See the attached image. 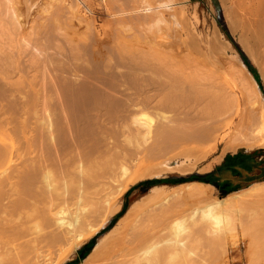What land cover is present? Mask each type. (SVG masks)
<instances>
[{
    "label": "bare ground",
    "instance_id": "6f19581e",
    "mask_svg": "<svg viewBox=\"0 0 264 264\" xmlns=\"http://www.w3.org/2000/svg\"><path fill=\"white\" fill-rule=\"evenodd\" d=\"M230 3L228 17L240 33L239 41L243 48L251 57L256 55L264 60V0H230ZM113 4L111 10L116 8L119 11L113 15L118 30L115 34L117 41L109 49L103 51L96 48L94 41L85 37L79 47L73 44L75 47L72 48L69 45L72 48L70 54H67L68 57L65 54L70 61L68 65L61 54L63 48L59 47V41L62 42L66 36L58 35L59 39L64 37L59 40L57 34L51 32L59 43L55 42V47L61 48L57 56L63 59H52V64L47 60L51 66L45 65L43 57L40 60L44 67H51L53 71L50 73L46 70L44 73L43 64H40L39 59L33 60L36 56L31 52L34 56L30 55L33 61L29 63L35 66L33 69L39 76L36 78L35 75L36 79L32 77L33 81L30 77L31 81L28 80L26 84L20 81L7 82L4 84L5 91H0V100L5 101L4 104L0 102L1 128H9L13 120L26 116L23 119L25 123H17L19 127L23 124L19 130L21 138L17 136L18 133L13 134L16 138H10L6 130L0 135V165L13 164L10 173L0 177V264H42L46 261H50L49 264H62L74 249L84 246L87 238L102 229L120 211L124 193L143 174L140 172L141 168L143 172V166L138 169L140 174L136 169L138 164L143 165L140 157L138 160L141 163L136 162V166H133L136 158L131 160V156L137 157L135 150L141 143L152 139L151 145H147L151 147H148L151 151L154 146V149L161 146L165 151L174 152L175 158L184 160L196 149L200 152V148L206 149L204 144H208L209 150H213L219 139L223 138V129H231L232 132L244 127L257 128V134L252 131L248 134L244 132L245 135L243 131L227 132L224 150L228 147L232 149L233 146L235 148L237 144H242L247 149H264V107L261 102L254 120L246 115L240 119L241 122L238 120L235 124L232 121H218L216 112L221 103L218 102L216 85L203 83L202 88L198 83L202 80L201 76L191 77L184 67L183 70L172 68L167 52L158 50L156 54H151L146 47L148 34L152 30H158L164 23L161 16L150 6H138L137 0H121ZM168 7V4L164 5V8ZM16 10L13 0H0V24H3V28H0V40L6 35L8 36L5 38H11V33L6 34L11 31L9 25L14 27L13 36L19 32L18 28L21 29L19 26L24 23L25 18ZM52 22L53 29L59 27L57 20L47 24ZM43 23L45 31L40 24L41 31L49 32L48 28L45 29L48 25ZM22 28L24 29L23 25ZM38 31L37 39L41 41L43 38H40ZM217 34L213 32L208 43H216L215 48L217 46L218 49H223ZM33 35L37 36L35 33ZM52 36L49 37L50 40ZM28 39L31 41L32 37ZM17 43L20 46L16 45L15 51L6 50L8 45L4 48L6 43H0V73L3 70L11 72L12 68L19 67L20 60L14 56L21 58L22 55L25 56L24 52L31 51H25L30 48L29 41L24 47L19 41ZM227 45L228 43L225 47ZM39 48V55H44L43 47ZM55 52L53 54L56 55ZM12 53L15 55L12 56ZM13 59H16L14 63ZM239 63L240 68H244L240 60ZM39 65L42 67L39 68ZM4 66L9 68L5 70ZM28 83L31 87L26 89L29 96L25 103L18 101L20 98L14 100V95L20 94V90H24L23 86ZM251 83L252 91H257L256 84L253 81ZM26 114L31 117L30 127L26 126ZM152 117L155 118L154 124ZM12 124L16 125L14 121ZM24 124L27 131L23 128ZM153 140L156 142L152 143ZM130 163L133 165H129ZM166 163L171 165V161ZM132 166L135 167L133 172L137 171L139 175L128 174V168ZM186 167L187 165L182 167L185 169L180 172L185 173ZM190 184L210 187L198 182L184 185ZM261 185L264 182L228 194L207 209L205 207L206 210L202 209L206 212L205 215L211 216L206 219L212 218L213 224L218 225L220 214L235 212L244 204L264 200V186ZM97 187L98 190L94 192ZM159 192L158 187H154L146 197L129 205L112 229L96 242L81 264H172L173 259L164 257L166 253H172V249L184 253L186 245L179 243L173 236L176 233L178 235V225L167 230L168 221H162V212L157 207L161 201ZM87 206H91V212L88 208L85 210ZM95 212L98 215L97 218H92V222L96 220L100 223L96 222L97 228L95 224H92L95 228L89 225V217ZM97 213L94 214L95 217ZM201 213L203 219L205 215ZM65 215L68 219L71 217L72 222L65 220ZM51 225L55 227L54 230ZM44 226L51 230L43 232L46 229ZM63 243L68 244L67 250L55 262L51 261V253Z\"/></svg>",
    "mask_w": 264,
    "mask_h": 264
},
{
    "label": "rangeland",
    "instance_id": "374dc122",
    "mask_svg": "<svg viewBox=\"0 0 264 264\" xmlns=\"http://www.w3.org/2000/svg\"><path fill=\"white\" fill-rule=\"evenodd\" d=\"M120 1L13 0V5L17 8L16 11L22 18H25L23 19L25 20L24 23L21 22L24 29L22 28V25L19 26L21 27V29L18 28L19 30L17 29V31L21 32H16V36H13L15 35V32L13 34L12 29L14 27L11 26L12 24L9 25L11 23L9 21L10 23H8V25L9 30L11 29V31L6 28V31H9L6 32V34L8 33L10 35L11 33V38H5L8 36L6 35L3 40H0V43H6L5 45H3L4 48L6 45H8V49L6 50L10 51L13 49V51H15V48L20 46H18V41L22 47H24V45H27V41H29L28 46L30 48H27L25 51H31L29 52L30 54L28 52H24L25 56L22 55L21 58L20 56L17 57L14 53H12V56L15 55L14 57L19 59L21 62L18 61L19 67L16 66V69H13L11 66V72L9 70H3L6 65L2 69L3 71L1 70L2 72L0 73V91H5L4 84H7V82L16 83L20 81V83H27L28 80L31 81L32 77L35 78V75H37L36 70L33 69V67L35 68V66L29 63V61L31 62L33 60L39 59L40 64H43V70L45 71L44 73H46V70H49V72L51 73L53 71L50 67L52 64L51 61L52 59L54 60L58 57L57 54L60 52L59 49L61 48H63L61 49L62 57L65 58V61H63L69 65L70 61L69 59H66L65 56L67 54L69 55L71 49L75 47L73 44L78 45L79 47V45H81L80 42L83 43L84 41L82 42V40L85 37L89 38L90 41H94V46L96 48H100L103 51L109 49L110 46L114 45L117 41L115 34H117L118 26L115 23L113 15L119 13L116 8L113 10H111V8L114 5L113 3H118ZM137 2L138 6H150L157 13V15H160L161 18L164 20V23L161 24L158 30H152L147 36L146 47L150 49L151 54H156V51L158 52V50L165 51L168 53L169 62L172 68L183 70L184 67L185 71L189 73L191 77L201 76L202 80H200L198 83L202 85V88L203 83L205 85H216L217 90L219 92L218 102L221 103V107L216 112V117L218 121H223V123L232 121V124H235L238 122V120L239 122H241L240 119H243L246 115L247 118H253L252 120L256 118L255 112L256 110H258L257 108L259 107L260 102L263 104L264 107V60L260 58V56L256 55L255 57H251L239 41L240 33L238 32L236 27L233 26V22H231L228 17V13H230L231 10V8L229 7L231 6L230 0H137ZM165 4H168L169 7L164 8ZM125 10L126 9L124 8L123 11ZM53 20H57L59 25L58 28L57 26L54 28L55 30L52 27L53 22L52 24L48 25L49 22ZM43 22H46V24L48 23V26H46L45 29L48 28L50 33L48 32V30L46 33L44 32L45 26L43 25L45 23ZM40 24H42L41 26H43L42 29L44 31H41ZM2 26L3 24H0V28H3ZM39 27L40 31H38ZM50 27L52 28V30ZM37 31L40 33L41 39L46 38V36L53 32V34H57V37L58 35H65L68 39L70 38L71 40H68L65 37V41V38L61 36L62 38H60H64V40H62V42L59 41V43L61 44L60 45L57 42L58 40L54 39L57 37L55 35L52 36L51 34L48 36V39H42L41 41L43 42H41L40 40H38L39 34L37 33ZM213 32L218 33L217 35L220 36L223 49H218L217 46L215 48L216 43L213 42H210L212 44L209 45L208 42ZM34 33L38 35L34 37ZM51 36L52 38L50 40L49 37ZM29 37H32L31 41L30 39H28ZM23 38H25L24 40H28L24 41ZM49 40L51 42H49ZM52 40L55 41L53 42ZM38 41L40 42L38 43ZM45 41L48 45L45 44ZM55 42H57L59 44V47L61 48L57 49L55 47V45H57ZM42 43H44V45ZM227 43L228 45L227 47H225V44ZM69 45H71V47H74L71 48ZM40 46L43 47V53H41L44 54L41 56L38 52L40 50ZM134 46L139 49H143L137 45ZM68 47H70V49H68ZM78 47L76 46V48ZM55 48L57 49V52H55ZM208 48L214 52H210ZM66 50L69 52L67 53ZM31 52H34L33 54H35L36 56L33 60H31V56L33 57L34 55H31ZM54 52L56 53V55L53 54ZM222 52L224 53V55ZM60 57H58L59 60ZM62 57L61 59H63ZM41 58L42 61L44 60L43 62L45 63V65H50L48 67H50L51 71L49 68L47 69V66L44 67L45 65L40 60ZM58 58L56 61H58ZM239 60L244 65V68L242 69L240 68L241 65L239 63ZM14 61H16V59H13V63ZM184 63L186 66H184ZM41 67L42 66H40L39 68ZM8 68L9 67H6L5 70ZM17 69H19L18 72L15 71ZM237 69L239 70V72ZM14 71L16 72V74ZM32 71L34 72V75L32 74ZM38 76L39 75H37L36 78ZM30 77L31 79H29ZM33 80L34 79H32V81ZM250 80L251 82L253 81L256 84L257 91H252L253 87ZM64 81L65 80H63V82ZM25 86H27L28 88H25ZM25 86H23L24 90L21 89V93L15 94V99L13 98L14 100L22 98V100H18L22 104H24V101L28 99L27 96H29V93L27 94V92L29 91L27 90L30 89L29 87H31L29 83ZM75 87L77 88V86ZM13 99H11V101H13ZM0 102L1 104L5 103V101L2 100H0ZM218 117L221 118V120ZM24 118H26V116L19 117L17 118L18 120H13L14 124L16 125L13 126L12 121V128L10 125L8 126L10 129H14L13 131L15 132L9 130V128L5 129V127L2 125L3 127H0V129H2V131L0 130V135L3 130H6V133H8L10 138H16V136L13 135L14 133H18L17 136H19V130L22 129L21 127L23 124L21 125V127H19L17 126V123L18 125L21 123H25L23 120ZM30 118L31 117L27 115V127H30ZM154 122L155 118L152 117V124H154ZM26 126L24 124L23 128H25ZM16 130H18V132ZM24 130L27 131L28 129L25 128ZM24 130H22V133H25ZM239 130L240 129L235 131H243L242 133L246 132L248 134L251 131L252 133H255L257 131V128L246 129L243 127L242 130ZM8 131L13 133L11 134ZM223 131L224 132H221V137H223V141H221L222 139L220 138L219 142L216 144L213 150H209L210 147H207L208 144H204L203 146H205V148L209 150H207L208 152L206 151V149L203 150V148H200L203 150V152L202 150L200 152L199 149V151L196 149L197 151H195L197 153L194 151L188 159L184 160L183 158H175L173 154L174 152L165 151L164 148H162L161 146L159 148L156 147L155 149L154 146L152 148L153 151H151L148 148L150 146L147 147V145H149L152 139L150 141L144 142V144L141 143L140 146H138L140 147V150L137 147V151L135 150V152L137 153L134 152L137 157L131 156V158L133 157V159L130 158L133 161L134 158H136L133 163L135 165L131 163L129 165L136 166V162L138 163L141 161L142 163H140L143 165L140 166V164H138L140 167L137 165L136 169L139 173L138 169L143 166V172L141 171L142 168L140 169V172L144 175L139 173L140 177H138V179H136L133 184L130 185L129 189L124 193V197L121 198L122 207L120 211L113 215L102 229H100L98 232H95L94 235L91 234L92 236L89 237V239L87 238L86 240V245L84 244V246L74 249L69 258L65 259L64 263L62 264H81L82 261L89 254L90 250H92L96 242L100 240V238L103 237L105 234H107L116 224V222L122 217L128 206L136 201H139L141 198L146 197L154 187H158V189L160 190L159 194L161 195V201L157 204V207L159 208L158 210H161L162 212V221H168L166 224L167 230L173 228L175 224L178 225V235L176 233V235L173 236L179 243L181 242L184 244V246L186 245L184 247V253H182V251L180 252L178 249H172V253L169 251L164 255V257H167V259L168 257L171 258V260L173 259L171 262L172 264H233L234 262L232 261V257L235 255L241 258L239 264H264V200L255 204H244L242 207H239L238 210H235V212L231 211L229 213L227 212L224 215L220 214V222L218 223V225H215V223L213 224L212 218L206 219V217L211 216L205 215L206 212L203 210H206L210 205H213V203L219 201L220 198H223L228 195L225 193L223 188H218L217 186L205 183L202 184L211 187H202L198 184H192L193 186L191 184L189 186L184 185L186 183L177 185L144 184L145 182L154 179H176L180 177H187L190 175L206 176L212 170L213 166L226 153L235 152L241 149L247 151L263 149L255 147L253 149L248 150L242 144H237L235 148H233V146L232 149H230L231 147L227 146L228 148L224 150L225 143L227 141V134L233 133L235 131L231 132V129H223ZM255 134H257V132ZM155 142L156 141L154 140L152 141V143ZM230 146H232V144H230ZM146 147L147 151L145 150ZM138 157H140V161L138 160ZM199 158H201V160ZM185 160H187V162H185ZM168 161H171V165L169 166L166 165V162ZM185 164L187 165V171L185 173H181L180 170L185 169L182 168L186 166ZM12 165L13 164L11 163H2L0 165V177L6 173H10L9 170ZM133 166L132 168H128L129 171L131 169L130 172L128 171V174L131 173L130 175H135L137 173V171L133 172L135 170V167L133 168ZM177 169H179V171ZM148 171H150L151 173L149 172L148 174ZM261 186L263 187L264 185ZM189 189L192 190V192ZM96 190H98V187L94 189V192H96ZM195 192H197L198 196ZM87 208L89 209V212L92 211V209L90 211L91 206L90 208L88 206L85 207V210H87ZM69 209L72 208L70 207ZM200 213L202 215H205V217H202L203 219H201ZM94 214L92 213L90 215L91 218L89 217L91 223L89 222V219H87L89 221L86 222L90 223L89 225L95 224L97 228V224L99 222H97L96 220L92 222V218H97L98 213L96 214V217ZM65 218V220L72 222L71 217V219L69 218V220L68 217H66L65 215ZM87 223L85 224L87 225ZM93 226L94 225H92V227ZM45 228L47 229L48 227ZM51 228L52 230L55 229V227L53 226ZM51 228H48L47 230L43 229V232L51 230ZM83 230L85 229L83 228ZM167 230H165V232H168ZM61 246L57 249L55 248L54 252L51 253V261L55 262L56 259L61 256V253L65 252L68 248V244L66 243H63ZM181 253L183 254V256L181 255ZM181 257H184L185 260ZM49 263L50 261H46L42 264Z\"/></svg>",
    "mask_w": 264,
    "mask_h": 264
},
{
    "label": "crops",
    "instance_id": "0c3cea01",
    "mask_svg": "<svg viewBox=\"0 0 264 264\" xmlns=\"http://www.w3.org/2000/svg\"><path fill=\"white\" fill-rule=\"evenodd\" d=\"M208 174H211L216 183L227 186V188L238 189L237 191L263 183L264 149L251 151L241 149L226 153ZM240 260L241 258L237 255L232 257L233 264H239Z\"/></svg>",
    "mask_w": 264,
    "mask_h": 264
},
{
    "label": "trees",
    "instance_id": "16d2710c",
    "mask_svg": "<svg viewBox=\"0 0 264 264\" xmlns=\"http://www.w3.org/2000/svg\"><path fill=\"white\" fill-rule=\"evenodd\" d=\"M200 182L205 184H212L214 186H217L218 188H223L226 194H229L230 192L237 191L238 189H231L227 188V186L221 185L216 183V181L211 177V174H207L206 176H198V175H190L187 177H180V178H166V179H154L151 181H147L144 184L148 185H177V184H183L188 182Z\"/></svg>",
    "mask_w": 264,
    "mask_h": 264
}]
</instances>
